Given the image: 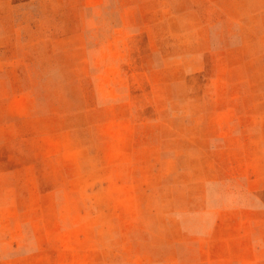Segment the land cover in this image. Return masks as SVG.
Returning a JSON list of instances; mask_svg holds the SVG:
<instances>
[{"label": "rangeland", "instance_id": "rangeland-1", "mask_svg": "<svg viewBox=\"0 0 264 264\" xmlns=\"http://www.w3.org/2000/svg\"><path fill=\"white\" fill-rule=\"evenodd\" d=\"M3 6L0 264H264V0Z\"/></svg>", "mask_w": 264, "mask_h": 264}, {"label": "crops", "instance_id": "crops-1", "mask_svg": "<svg viewBox=\"0 0 264 264\" xmlns=\"http://www.w3.org/2000/svg\"><path fill=\"white\" fill-rule=\"evenodd\" d=\"M10 2H15V0H9ZM3 2V1H2ZM9 10H10V8L9 7H2L1 8V10H0V16H1V19H3V20H6V19H8V20H10L11 18H13V16H10L9 15ZM9 29H6V30H2L1 31V34H5V33H7V32H10V31H8ZM11 32H14V29H11ZM4 64V61H0V65H3ZM16 122V121H15ZM18 122V121H17ZM14 122H11V123H9V124H13ZM3 159L4 158H2V157H0V164L2 163V162H4L3 161ZM4 178H7V175L6 174H4V173H0V180L1 179H4ZM9 190V194H12V192H13V190H12V188H9L8 189Z\"/></svg>", "mask_w": 264, "mask_h": 264}]
</instances>
